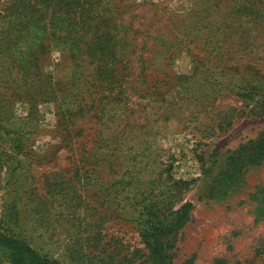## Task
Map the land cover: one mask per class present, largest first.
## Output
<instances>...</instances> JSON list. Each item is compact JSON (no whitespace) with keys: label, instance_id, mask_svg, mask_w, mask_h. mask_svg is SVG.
I'll return each mask as SVG.
<instances>
[{"label":"rangeland","instance_id":"374dc122","mask_svg":"<svg viewBox=\"0 0 264 264\" xmlns=\"http://www.w3.org/2000/svg\"><path fill=\"white\" fill-rule=\"evenodd\" d=\"M10 2L0 0V35ZM106 2L126 43L114 81L98 83L89 71L79 114L64 111L61 96L74 99L70 79L79 74L58 48L36 71L21 65L25 43L0 57L9 110L0 108V218L63 264H151L140 236L143 200L173 209L190 201L173 264H264V217L249 196L264 187V159L235 183L221 181L227 157L264 130L259 97L240 90L264 84V0ZM13 51L26 54L15 60ZM46 87L57 99L30 101ZM15 139L26 151L13 149ZM67 170L58 182L75 201L51 197L46 215L37 206L48 196L42 174Z\"/></svg>","mask_w":264,"mask_h":264},{"label":"trees","instance_id":"16d2710c","mask_svg":"<svg viewBox=\"0 0 264 264\" xmlns=\"http://www.w3.org/2000/svg\"><path fill=\"white\" fill-rule=\"evenodd\" d=\"M10 4L6 9L7 19L0 35V57L5 56V53L14 49L17 44L25 43L28 56L21 62V65L23 69L36 71L47 49L49 51L55 47L58 48L77 69V75L79 74V78L75 76L70 79V90L75 93L74 99L71 95L72 101L66 102V98L61 96L63 104L66 105L64 111L72 115L79 114L86 108V93L91 86L88 83L89 71L93 73L98 83L112 82L115 75L118 74L116 65L118 47L125 44L126 39L124 34L120 36L121 22L117 21V17L112 12V5L107 2L104 4V0H13ZM13 53L11 59L15 60L21 59L26 54L22 52L20 55H16L14 51ZM28 77L33 81L30 76ZM91 80L94 79L91 78ZM18 88H22V86L18 85ZM240 88L244 92L241 97H245V99L246 97H259L260 100L257 101L260 102V111L263 113L264 84L262 82L247 83ZM41 90L42 92L39 91L40 95L37 97L28 91L25 93L31 95V102H36L41 96L57 99L55 90L52 88L46 87ZM19 95L23 99H27L24 92ZM61 99L59 98V100ZM1 106L4 113L7 114L8 107L4 101L0 100V108ZM14 143L13 149L15 150L24 146L19 139H15ZM23 149L26 151L25 146ZM89 158L87 157L85 161L88 162ZM263 159L264 130L259 132L254 139H249L241 144L227 157V168L222 172L221 181L226 186L235 183L241 177L246 166L258 165ZM17 169L21 173L24 172L20 167ZM83 169H87L86 164ZM72 170H67L68 175L61 172L42 174L45 176L44 186L48 196H42V199L38 200V210L44 209L48 215L53 206L51 197L60 196L64 201L74 200L73 196L69 197L70 188L68 190L61 188L57 177L70 176L71 171L74 172L71 176H80L79 169L73 168ZM57 191H59L58 195ZM249 196L256 203L255 215L257 219L263 218L264 187L257 188ZM192 207L190 201H185L173 209L165 207L155 200H143L139 218L140 236L147 249V258L151 264H173L174 240L177 233L189 221ZM5 221L6 217L0 218V250L4 252L7 264H63L58 259L38 251L14 232L10 222L7 224Z\"/></svg>","mask_w":264,"mask_h":264}]
</instances>
